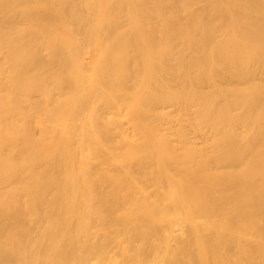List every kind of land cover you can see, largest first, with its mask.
Here are the masks:
<instances>
[{
  "label": "bare ground",
  "instance_id": "bare-ground-1",
  "mask_svg": "<svg viewBox=\"0 0 264 264\" xmlns=\"http://www.w3.org/2000/svg\"><path fill=\"white\" fill-rule=\"evenodd\" d=\"M0 264H264V0H0Z\"/></svg>",
  "mask_w": 264,
  "mask_h": 264
},
{
  "label": "rangeland",
  "instance_id": "rangeland-1",
  "mask_svg": "<svg viewBox=\"0 0 264 264\" xmlns=\"http://www.w3.org/2000/svg\"><path fill=\"white\" fill-rule=\"evenodd\" d=\"M200 140V139H199Z\"/></svg>",
  "mask_w": 264,
  "mask_h": 264
}]
</instances>
